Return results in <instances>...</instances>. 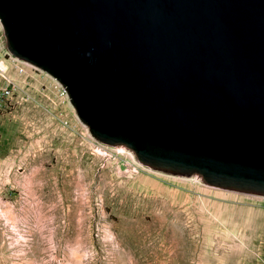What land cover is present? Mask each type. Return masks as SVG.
<instances>
[{"label": "water", "instance_id": "obj_1", "mask_svg": "<svg viewBox=\"0 0 264 264\" xmlns=\"http://www.w3.org/2000/svg\"><path fill=\"white\" fill-rule=\"evenodd\" d=\"M0 23L97 140L264 196V0H0Z\"/></svg>", "mask_w": 264, "mask_h": 264}, {"label": "rangeland", "instance_id": "obj_2", "mask_svg": "<svg viewBox=\"0 0 264 264\" xmlns=\"http://www.w3.org/2000/svg\"><path fill=\"white\" fill-rule=\"evenodd\" d=\"M11 55L0 25L17 85L0 103V264H264V196L97 140L57 79Z\"/></svg>", "mask_w": 264, "mask_h": 264}, {"label": "built area", "instance_id": "obj_3", "mask_svg": "<svg viewBox=\"0 0 264 264\" xmlns=\"http://www.w3.org/2000/svg\"><path fill=\"white\" fill-rule=\"evenodd\" d=\"M0 25H1V23H0ZM1 27H2V25H1ZM11 56H13L14 60L22 61V62H24L26 64H29V65L33 66L32 64H30V63H28L26 61H23V60L17 58L16 56H14V55H11ZM18 71L19 72H24L25 71V67L18 65ZM4 82H6L5 86H3ZM16 86H17L16 83H14V81H12L8 77V75H7V67L5 65V62L0 57V103H2V104L6 103V99L11 97V95L13 94Z\"/></svg>", "mask_w": 264, "mask_h": 264}, {"label": "bare ground", "instance_id": "obj_4", "mask_svg": "<svg viewBox=\"0 0 264 264\" xmlns=\"http://www.w3.org/2000/svg\"><path fill=\"white\" fill-rule=\"evenodd\" d=\"M62 172H63V171H62ZM83 173H84V172H83ZM63 182H64V181H63ZM63 182H62V183H63ZM59 183H60V182H59ZM63 184H65V183H63Z\"/></svg>", "mask_w": 264, "mask_h": 264}]
</instances>
